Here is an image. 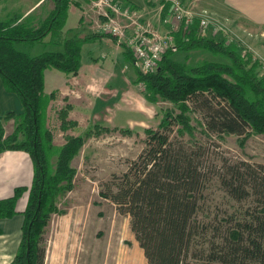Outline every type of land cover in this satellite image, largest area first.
Returning a JSON list of instances; mask_svg holds the SVG:
<instances>
[{
    "label": "trees",
    "instance_id": "16d2710c",
    "mask_svg": "<svg viewBox=\"0 0 264 264\" xmlns=\"http://www.w3.org/2000/svg\"><path fill=\"white\" fill-rule=\"evenodd\" d=\"M53 2L54 10L38 28L13 25L12 21L0 23V83L6 92L17 96L22 107L21 114L10 112L0 118V153L25 152L33 164L30 186L16 187L11 196L0 199V236L3 220L22 216L21 239L11 264H43L44 229L52 215L65 214L57 208L56 199L72 190L75 171L70 164L84 139L91 136L89 131L85 138L68 137L58 151L55 171L50 173L53 146L46 129V111L54 94H44V72L56 70L74 76L85 42L106 37L116 43L115 38L99 33L61 41L71 2ZM47 35L51 44L60 45L63 51L30 57L14 48L15 43L32 44ZM171 36L173 47L157 69L143 74L134 67L133 84L142 87L146 101L154 103L160 97L175 105L178 112L165 111L156 129L144 130L140 154L128 162L125 172L112 175L101 186L99 197L109 201L119 215L128 217L147 264H264V165L223 164L217 174L223 191L237 202L251 198L255 206L239 217L223 214L198 221L212 171L203 162V147L183 142L185 135H193L191 112L203 118L205 134L237 136L240 146L253 135H264L260 63L243 53L239 43H227L225 36L221 40L203 36L197 19L186 29L180 26ZM196 50L221 56L227 62L202 61L189 66L172 59L175 51ZM124 52L132 57L129 49ZM70 109L65 106L58 111L62 132L77 126L68 120ZM12 118H16L15 129L5 136L1 123ZM25 193V207L19 213L16 206ZM212 223L216 224L213 228Z\"/></svg>",
    "mask_w": 264,
    "mask_h": 264
},
{
    "label": "rangeland",
    "instance_id": "374dc122",
    "mask_svg": "<svg viewBox=\"0 0 264 264\" xmlns=\"http://www.w3.org/2000/svg\"><path fill=\"white\" fill-rule=\"evenodd\" d=\"M79 1L84 2V0ZM201 1L182 0L195 19L204 12L208 16H213L225 22V18L220 17L223 16L222 12L207 0H203V5H200L201 8L198 9L196 3L201 4ZM147 2L157 4L160 13L167 9V13L170 14L168 7L161 2L146 0ZM190 5L195 7V11ZM72 6L77 11L75 13H72V11L68 15L67 9L64 26L66 24L76 32V22L78 20L76 13L80 8L76 4H72ZM86 9L85 7L83 10V24L85 27L81 26L77 32L79 36L87 33L89 27H91L94 34L98 32L100 22L92 0L90 2V17L87 15L89 10ZM134 10L137 11L138 15L137 24H146L145 26L149 27L152 32L160 34L152 28L150 23L142 21L143 16L137 8H134ZM170 18L173 21L171 15ZM213 24L219 28L215 35L212 34ZM224 26L226 25L220 26L216 22L209 23L208 28L204 30V35L215 40H221L225 36L230 40L239 42L246 53L264 62V32L260 28L249 29L247 31L251 34H248L239 26L231 25L228 29ZM130 28L135 30L133 25ZM132 29L129 30L132 32ZM200 32L203 34L202 30ZM79 36L73 35L71 38H80ZM99 39L95 38L82 45L80 67L83 46L85 47L82 53L83 65H86L87 52L90 48H101L99 52L92 54L94 57L96 55L100 56V52L108 50L104 45L90 46ZM33 48H27L29 55H32L31 52H35L39 45ZM172 59L177 62H184L189 66H195L202 61L227 62V59L221 56H213L202 50L189 53L175 51L172 53ZM124 60L130 64L129 59ZM102 61L101 58L98 59V63ZM130 71L135 76L133 69ZM259 71L262 72L261 66ZM130 87V92L124 94L123 97L119 98V95L114 96V98L103 97L104 103L95 114L96 116L92 112H83L80 120L81 126L76 121L70 120L77 123V126L70 127L66 132H62L60 129L57 108H53V111L51 110L48 114L46 129L52 135L53 146L49 156L51 174L55 171L58 151L68 137L80 136L85 138V134L89 131L91 136L84 139L82 148L70 164V167L75 171L72 190L56 199L57 208L59 211H64L65 214L52 215L44 229L41 243L45 250L43 264H147L142 250L138 247L130 231L128 217L119 215L109 201L99 197V191L101 186L111 179L112 175L119 176L125 172L128 162L136 159L140 154L144 148L146 138L144 130L156 129L165 111L170 110L175 113L178 111L175 105L160 97H157L154 103L146 101L143 98L140 85H134L133 82H130ZM189 116L193 135H185L183 142L191 147L202 146L203 162L212 171V181L205 191V200L200 203L197 220H214L216 216L221 218L223 214L239 217L245 210L252 209L255 203L251 198L241 202L232 199L221 188L217 174H219V170L225 163H227V166L240 162L251 165H264V135H253L245 140L243 146H240V138L237 136L218 137L214 134H205L203 131V118L199 113L191 112ZM15 124L16 118H12L7 122L2 121L1 125L5 136L13 133ZM176 136L177 134L174 131L173 137L176 138ZM26 156L29 158L28 172L19 175V185H24L23 187L30 186L33 176L32 161L28 154ZM26 198L27 194L25 193L19 200L20 206H25ZM17 221L18 219L12 220L10 225L17 223ZM211 226L213 228L216 224L212 223ZM1 236L0 264H11L21 239L20 224H18V230L14 232L13 236ZM208 236H211V233Z\"/></svg>",
    "mask_w": 264,
    "mask_h": 264
},
{
    "label": "crops",
    "instance_id": "0c3cea01",
    "mask_svg": "<svg viewBox=\"0 0 264 264\" xmlns=\"http://www.w3.org/2000/svg\"><path fill=\"white\" fill-rule=\"evenodd\" d=\"M83 1V0H82ZM220 10L225 18V22L211 17L214 22L224 28L228 29L231 25L239 26L243 28L248 34L249 29L260 28L264 32V0H207ZM68 9L69 13H75V9L72 4H77L79 10L76 13L77 30L73 31L69 26L65 24L63 27L60 40L70 39L77 33L83 24L84 8L90 12L91 0H79L70 1ZM123 3L137 8L143 16L144 22L150 23L152 28L158 31L161 35L174 32L176 24L171 20L170 14L167 13V9H164L160 13L159 6L154 3H146V0H122ZM185 5V4H184ZM203 5L196 3L198 9ZM199 6V7H198ZM193 11L195 7L191 6ZM55 4L53 0H0V23L12 21L13 25H25L30 28H38L54 10ZM73 9V10H72ZM212 12L210 10H207ZM216 14V13H214ZM217 15V14H216ZM219 17V15H217ZM90 17V16H89ZM68 18V16H67ZM220 21V22H219ZM67 22V21H66ZM222 22V23H221ZM90 26V25H89ZM88 32L84 35H80L82 38L87 35L94 34L91 27L87 28ZM97 33V32H95ZM227 39V38H226ZM36 45L39 48L35 50L32 55L28 54L27 48L34 49ZM104 45L108 48L106 52H100V56L92 55L94 52L101 50L98 48H90L87 52V62L83 65L82 53L85 49L83 46L81 53V67L76 75H65L63 73L56 72V70H46L44 72V94L49 96L54 94V100L50 101L46 117L53 108H57L59 111L62 107L70 106L68 112V120H73L81 126L80 120L83 112H92L94 115L101 109L104 103L103 97L114 98L119 95L123 97L124 94H128L131 90L130 82H134L135 76L131 74L134 64L132 57L125 54L124 50L127 49L123 45H118L110 38H100L97 42L90 46ZM14 48L21 53H24L30 57H36L44 52H61L63 48L60 45H52L50 35H47L40 42L32 44L15 43ZM103 61L98 63V59ZM124 59H129L130 64ZM101 104V105H99ZM13 112L16 115L22 113V107L19 99L15 94L8 93L4 90L0 83V118H3L7 113ZM96 116V115H95ZM25 152L19 151H5L0 153V199L7 198L12 195L13 190L19 185V175L26 174L28 172V159ZM27 168V169H26ZM21 184V183H20ZM24 186V185H23ZM18 201L16 210L21 213L24 207L20 206ZM18 219L17 223L10 225L11 221ZM18 224H22V216L17 214L10 220H3L1 222V228L3 235L1 237L13 236L14 232L18 230ZM15 256V254H14Z\"/></svg>",
    "mask_w": 264,
    "mask_h": 264
},
{
    "label": "built area",
    "instance_id": "2783aa9c",
    "mask_svg": "<svg viewBox=\"0 0 264 264\" xmlns=\"http://www.w3.org/2000/svg\"><path fill=\"white\" fill-rule=\"evenodd\" d=\"M92 1L100 22L97 33L109 35L115 38L118 45H123L129 49L133 57V64L140 72L146 74L157 69L164 54L173 47L171 34L161 35L157 32L154 33L149 27L145 26L146 24H137V11L123 3L122 0ZM155 1H159L168 7L173 22L176 24L172 31H175L180 26L186 29L195 19L182 0ZM197 20L199 29L203 31L202 35L205 36L204 30L208 28L209 23H214V20L204 12L198 16ZM129 25H133L135 30L130 28ZM129 29H132V32ZM217 30L219 28L213 24L212 34L215 35ZM128 32L130 33L128 34ZM231 42L235 41L227 38V43ZM255 58L253 56V59ZM256 60L259 61L262 68L260 73L264 75V62L259 58Z\"/></svg>",
    "mask_w": 264,
    "mask_h": 264
}]
</instances>
